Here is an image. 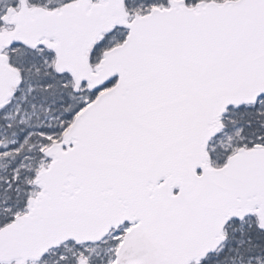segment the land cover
Returning <instances> with one entry per match:
<instances>
[{
    "label": "snow or ice",
    "instance_id": "6c2138e0",
    "mask_svg": "<svg viewBox=\"0 0 264 264\" xmlns=\"http://www.w3.org/2000/svg\"><path fill=\"white\" fill-rule=\"evenodd\" d=\"M0 264H264V0H0Z\"/></svg>",
    "mask_w": 264,
    "mask_h": 264
}]
</instances>
